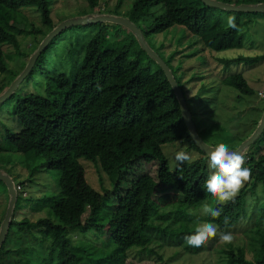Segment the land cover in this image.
<instances>
[{
    "label": "trees",
    "instance_id": "obj_1",
    "mask_svg": "<svg viewBox=\"0 0 264 264\" xmlns=\"http://www.w3.org/2000/svg\"><path fill=\"white\" fill-rule=\"evenodd\" d=\"M215 1L232 4L229 0ZM122 2L116 0L111 13L113 16H117L115 12L120 10ZM85 3L89 14L96 13L100 5L99 0H85ZM259 3L264 4V0H236L233 5ZM158 6L163 13L160 16L150 14L152 8ZM30 8L40 13L43 29L30 31L42 35L41 40L32 46V54L56 27L50 17L48 0H0V76L10 77V81L0 89V95L18 75L9 71L7 62L12 61V56L4 53L2 47L19 49L16 15ZM224 14L235 16L237 29L227 27L222 19ZM249 16L264 17V14L230 13L201 3L195 5L189 0H133L127 19L141 31L145 40L170 28L181 27L189 36L196 38L203 50L220 53L242 48L241 27L250 21H241ZM107 25H97L99 29L84 46L82 64L72 77L43 70V95L24 94L15 100L12 110L20 133H27L34 143L30 150L33 162L37 163L34 171L52 165L47 162L51 158H60L63 164L60 170L69 176L67 183L58 185L52 204L64 203L70 211L88 207L86 222L78 228L81 232L92 231L94 237L103 236L105 241L102 246L95 245L96 249L92 246L89 250V246L75 245L74 240L67 237L70 233L74 235L77 226L66 228L48 218L32 223L28 219L17 221L12 215L0 248V264H32L26 254L33 249L22 246L9 249L7 245L9 235L28 236L34 230L43 234L44 242L50 240V248L42 264H127L128 260L132 262L137 257L136 261L145 260L148 264H174L175 259L197 250L194 254H209L208 260L201 264H264V202L256 205L253 213L249 214L253 231L252 235L244 233L248 239L246 247L223 244L209 253L203 246L201 251L200 248L190 247L185 240L186 236L195 232L196 228L190 227L193 220L213 223L219 232L230 231L247 215L250 208L247 193L253 191L257 184L261 185L264 193V132L243 155V167L251 170L249 180L233 201L214 203L205 188L210 174L206 163L208 157L190 139L164 73L140 49L134 37L120 26L113 27L125 30L128 35L121 40L117 37L116 41L106 46ZM182 53L179 51L174 55ZM192 56L194 54H186L181 58L190 59ZM41 57L34 68L41 62ZM172 60L170 56L163 62L181 90L194 124L205 113H211L203 109L200 113L194 111V101L197 100V105L201 107L207 100L199 96L202 89L192 98H187L185 86H189L188 81H183L184 72L180 65L174 70L171 68ZM216 61L225 68L241 63L252 66L264 61V55ZM220 82L222 87L236 91L239 95L237 99L253 94L241 73L226 75ZM128 89L134 91L131 105L127 115L119 117L116 107ZM263 112L264 109L261 110ZM257 124L255 121L245 132L239 124L235 125L230 150L243 143ZM175 143H188L189 149L203 157L182 165L177 163L170 170L162 150L164 145ZM77 160L90 163L97 176L102 196L95 206H89L87 196L77 183ZM143 165L154 166V173L141 172ZM22 185L15 186L22 190ZM0 186L6 192L1 182ZM205 204L218 208L220 216H199L202 212L199 208ZM3 218L4 215L0 224ZM104 248L109 252H103ZM95 254L102 256L93 258ZM39 256L36 254V260Z\"/></svg>",
    "mask_w": 264,
    "mask_h": 264
},
{
    "label": "rangeland",
    "instance_id": "obj_2",
    "mask_svg": "<svg viewBox=\"0 0 264 264\" xmlns=\"http://www.w3.org/2000/svg\"><path fill=\"white\" fill-rule=\"evenodd\" d=\"M189 1L195 5L200 3L199 0ZM235 1L229 0L232 3L231 5ZM132 2L133 0H123L120 10L115 12L117 17L127 19ZM241 2H245V0H241ZM99 3L100 5L96 13L89 14L90 12L86 7L85 0H48L50 17L56 26L63 21L86 15H112L116 0H99ZM162 13L163 9L160 6L152 8L150 12L154 16H160ZM224 15L222 19L227 23V18L232 15ZM16 19L18 21L15 27L19 32L17 35L19 49L15 50L9 46H3L2 49L4 53L12 56V61L9 60L7 62L9 71L15 75H19L26 67L32 55V46L41 40L42 35H35L30 31L32 29L41 30L42 26L40 13L34 8L19 11ZM246 21H250V23L241 27L242 48L220 53H214L206 49L203 50L202 46L197 44L196 38L189 36L181 27L170 28L163 33L148 36L146 39L149 47L158 53L163 60L166 61L170 56L173 57L170 64L173 70L176 66H181L182 72H184L183 81H188L189 85L185 86L188 99L192 98L199 89H202L199 96H202L207 101L200 107L197 105L198 101L195 100V105H193L192 109L199 113L202 109L204 112H211L210 114L205 113L201 116L202 120H194L200 138L209 146L216 147L221 142L230 146L232 144V135L236 131L235 125L239 124L245 132L246 129L248 130L251 127L252 123L255 121L259 122L262 116L261 110L264 109V98H260L258 94L263 93L264 95V61L252 66L241 63L226 68L216 61L217 59L231 60L237 57L253 58L264 55V17L249 16L243 18L241 22ZM113 26L115 25H107L106 46L111 44L112 41H116L117 37L118 40H121L128 35L125 30ZM98 29L99 26L97 25L72 27L57 36L48 50L44 54H41V62L30 72L28 79H25L19 85L11 98H8L0 105V136H5L4 139H0V143H2L0 144V170L11 178L14 186L19 183L23 184L13 213L17 221L28 219L32 223L40 218H48L66 228H72L71 226L82 228L86 222V217L89 215L88 207H80L76 211H70L64 203L52 204V198L58 192V185L67 183L69 176L67 173L63 174L61 172L60 169L63 168V164H61L60 158H51L47 162H51L52 165L34 171L37 163L33 162L32 151H30L34 143L27 133H20L16 120L12 115V110L15 100L24 94L43 95V70L56 75L62 74L69 78L72 77L82 64L84 46ZM127 39L129 40L130 38L128 37ZM106 46L104 45V47ZM179 51L183 52L182 55H174L175 52ZM186 54H194V56L190 59L181 58ZM234 73H241L245 78L253 91L251 96H243L237 99L239 95L236 91L220 85V81L226 75ZM8 81H10V77L7 75L0 76V89ZM133 94V89H128L118 102L116 112L119 117L127 115ZM87 144L91 146L88 140ZM189 147L188 143H175L163 146L162 152L169 163L170 170L178 163L175 160V154L179 151H184L190 155L191 159L186 162L203 157L197 151L189 149ZM206 163L208 166V159ZM90 165V163H86L83 160H77L75 163V168L79 174L77 183L87 196L89 206L91 207L98 204L99 197L102 195L97 182V176ZM154 170L155 167L152 165H143L141 168V172H148L150 174H153ZM108 189L110 190V186H108ZM247 199V204L250 207L247 215L241 218L240 222L228 231L234 237L232 243L235 246L246 247L248 244V239L244 233L251 234L253 231L249 214L253 213L256 205L264 202V193L262 192L261 185L257 184L253 188V191L248 192ZM7 203V192H4V188L0 186V221L5 214ZM199 211H202L199 216H204L203 207H200ZM192 214L194 213L192 212ZM201 223V221L197 222L193 220L190 223V227L196 228ZM78 229L76 232H73L74 235L70 233L67 236L69 239L74 240L75 245H81V247L89 246V250L92 249V246L95 248V245H99V247L103 245L105 241L103 236L94 237L92 231L81 232ZM8 243L7 248L9 249H14L16 246L33 249L26 254L32 264H42V260L46 259L47 250L50 248V240L44 242L43 234L36 230L28 236L26 234L19 236L9 235ZM217 245H223V243L218 241V237L211 238L203 247L211 253ZM42 250L43 252H41ZM102 251L109 252V249H102ZM193 252H198V250ZM194 253L189 255L184 254L175 259L173 263L201 264L205 260H208L207 256L209 254L205 252ZM36 254L37 257L40 255L37 260ZM212 255L214 254L212 253ZM100 256L102 254H95L92 257L99 258ZM151 259L154 258L151 257ZM136 260H138V257L132 260V262L128 260L127 264H148L145 260Z\"/></svg>",
    "mask_w": 264,
    "mask_h": 264
},
{
    "label": "water",
    "instance_id": "obj_3",
    "mask_svg": "<svg viewBox=\"0 0 264 264\" xmlns=\"http://www.w3.org/2000/svg\"><path fill=\"white\" fill-rule=\"evenodd\" d=\"M199 1L202 5L206 7L225 11V12L245 13V14H264L263 3L254 4V5L242 4V5L234 6L228 3H222L215 0H199ZM98 24L116 25L128 31L134 37L138 46L146 54V56L151 60H153L160 67L168 83L170 84L173 94L178 102L181 117L184 121L190 139L192 140L195 147L199 149L205 156L208 157L209 151L215 147L209 146L206 143H204L203 140L198 135L196 128L192 122L189 110L186 106L183 94L181 90L178 88L170 69L163 62V60L149 47L141 31L129 19L126 18H120L117 16L105 15V14L86 15L61 22L45 36L42 42L38 45L37 49L30 56L24 70L13 80V82L6 89V91L0 95V105L3 104L8 98H10L11 95L17 90L19 85L26 79V77L30 74L31 70L34 68L37 59L41 56V54L48 47V45L53 39H55L65 30L71 29L72 27H83V26L98 25ZM263 132H264V112L262 113L260 121L258 122L257 127L252 132V134L236 149L232 151H237L240 154L244 155L245 151L251 145L254 144V142L263 134ZM0 182L5 186L8 197L7 208L2 223L0 225V248H1V245L7 235L8 228L10 226L11 218L17 200V195L15 192V186L13 181L6 173L2 172L1 170H0Z\"/></svg>",
    "mask_w": 264,
    "mask_h": 264
},
{
    "label": "clouds",
    "instance_id": "obj_4",
    "mask_svg": "<svg viewBox=\"0 0 264 264\" xmlns=\"http://www.w3.org/2000/svg\"><path fill=\"white\" fill-rule=\"evenodd\" d=\"M235 16L227 18V27L237 29ZM191 159L190 155L184 151L175 154L178 164H183ZM245 158L237 151L230 150L225 143H218L215 148L208 153V168L210 174L205 182L207 194L211 196L214 203L224 204L233 201L243 184L249 180L251 170L243 167ZM203 212L212 217H219L220 210L208 204L203 206ZM228 223L227 217L224 220ZM220 243L231 244L234 240L230 232H218L217 226L213 223H201L196 227L194 234L186 236V243L193 248H200L211 238H217Z\"/></svg>",
    "mask_w": 264,
    "mask_h": 264
},
{
    "label": "built area",
    "instance_id": "obj_5",
    "mask_svg": "<svg viewBox=\"0 0 264 264\" xmlns=\"http://www.w3.org/2000/svg\"><path fill=\"white\" fill-rule=\"evenodd\" d=\"M258 96H259L260 98H262V99L264 98L263 93H259ZM21 191H22V190H21V188H20L19 186H15V192H16L17 197H18V195H19V193H20ZM23 196H24V194H23Z\"/></svg>",
    "mask_w": 264,
    "mask_h": 264
}]
</instances>
